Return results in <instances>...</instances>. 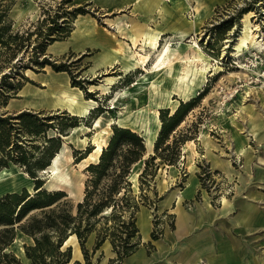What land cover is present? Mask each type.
<instances>
[{
    "label": "rangeland",
    "instance_id": "374dc122",
    "mask_svg": "<svg viewBox=\"0 0 264 264\" xmlns=\"http://www.w3.org/2000/svg\"><path fill=\"white\" fill-rule=\"evenodd\" d=\"M62 1L66 0H0V8L6 14V23L10 24L11 32L18 31L23 35L22 41L29 45L12 58H9L7 52L0 55V82L3 74L12 71L14 73L10 79L14 83L23 81V86L12 94L8 102L0 104V113L14 114L30 110L40 117L58 115L59 118L50 121L57 126L63 121L68 132L61 134L62 147L57 152L61 153L59 165L62 169H67L73 181H56L57 186H49V170L38 169L37 176L32 177L24 166L11 163L9 173L0 180V197L8 192H21L25 187L33 194L35 191L29 189H36L37 178L44 182L43 187L49 192L63 190L66 195L52 207L64 206L77 216L76 220L82 227L88 222L93 226V231L85 241L91 264H102L103 261L108 264H123L125 257L119 258L112 240L120 245V249H124L125 243H139V249L133 252H136L134 257L143 253V250L150 257L159 255L157 253L163 249L167 250L162 248L161 241L167 239L170 233L176 232L182 212L191 217H199L201 221L207 206L211 209L219 208L236 200L244 204L242 201L251 198V194L263 203L264 208V39L261 44L253 43L251 39L249 47L244 48L241 55L232 54L245 18H249L254 31L264 38V0H156V4L153 0L68 1L65 3L68 9L82 8L85 11L78 13L73 19L72 31L76 27L77 17L86 15L93 18L110 36L116 34L124 46L120 49V54L128 51L133 54L134 61L136 58V65L132 68L125 69L121 61H117L96 70L92 66L94 57L103 47H89L78 52L73 42L66 52L60 54L52 52L49 45L46 47V56L55 62L68 64L76 78L86 87H80L84 96L98 102L85 116L74 114L65 107L22 106L26 102L21 91L23 87L27 84L44 87L39 79L45 78V73L50 70L56 71L51 65L39 67L31 59L36 34L30 40H26V37L29 31L35 29L37 21L42 19L44 11L51 8L53 13ZM143 28L161 33L157 48L143 43L141 38L134 44L133 30L140 32ZM167 42L170 44V52L164 66L157 73H150L157 54ZM194 43L199 45L205 58L211 59L206 61L207 65L212 64L208 72L202 74L193 73L194 69L197 71V66L202 65L200 61L193 62L195 65L192 66L189 78L180 83L176 75L182 74L184 60L189 63L190 59L199 56V52L192 46ZM138 51L143 54L150 52L146 65L142 60H137L140 58L136 56ZM21 61L25 66H18ZM172 65L173 74H169ZM146 67L149 72L145 70ZM66 73L70 76L72 85L69 71ZM153 79L160 81L154 86L150 83ZM14 98L17 99L13 101ZM190 101L193 108L176 131L181 132L182 136L188 134L194 138L183 143L179 160L175 164L159 163L154 173L147 175L145 179L140 177L145 162L139 163V168L133 166L135 169L132 172L138 174L135 181L130 174L132 184L127 191L123 188L125 193L117 195L119 200L116 208L105 206L99 215L89 217L93 203L98 197L108 194L107 188L111 182V176L104 177L98 185L89 181L93 174L87 169V165L97 163L103 151L102 149L100 154L96 153V147L92 143L94 134L101 131L104 147L113 134L114 125L130 127L145 139L147 130L156 125L155 114H158L161 125L162 108H169L173 112L174 104ZM65 114L67 115L63 116ZM97 119L100 120L96 126ZM77 120L80 128L74 129L76 126L70 124ZM56 133L59 134L55 127L46 129L47 138ZM203 133L206 134V139L201 137ZM18 135L19 140L33 150L35 158L43 154L44 145L46 150L51 145L48 141L45 142L43 135L35 137L25 132ZM84 137H87V142L82 144L79 138ZM33 145L41 148H34ZM154 152L153 147L145 157ZM83 156L86 157L81 159ZM47 158L48 156L46 160ZM188 184L192 187L189 188ZM87 188L91 191L90 203H84L79 209L78 205L84 201ZM260 196L263 197L260 199ZM180 197L182 198L178 203ZM142 208L148 210L152 227L150 237L146 240L142 235L149 228L148 222L145 220L144 226L139 225V211ZM35 212L39 211L32 213ZM98 235L105 236V240L96 248ZM91 237H94V243H91ZM262 237L264 233H260L259 238L262 240L257 244L258 250L255 249L256 244H252V251H248L250 244L247 245L243 239V244L240 245L243 253L235 257V264H250L254 259L258 260L255 264H264ZM33 242L32 236L18 229L9 249L24 264H30L25 245ZM106 242L111 243V249L115 253L104 247ZM69 244L62 249L71 246V256H76V252L72 254L71 241ZM202 261L203 259L196 264H205ZM81 264H88L85 254ZM126 264H133L131 258ZM148 264L162 263L149 261Z\"/></svg>",
    "mask_w": 264,
    "mask_h": 264
},
{
    "label": "trees",
    "instance_id": "16d2710c",
    "mask_svg": "<svg viewBox=\"0 0 264 264\" xmlns=\"http://www.w3.org/2000/svg\"><path fill=\"white\" fill-rule=\"evenodd\" d=\"M70 0L62 1L51 13V8L44 11V16L37 21L35 29L28 32L26 40L36 34L34 45L32 46L33 54L31 59L39 67L51 65L56 71H69L72 78V86L82 89L86 87L82 81L76 78L71 68L66 63H58L46 56V47L57 40L66 39L70 36L73 29L72 21L78 13L85 11L82 8L68 9L65 6ZM1 6V3H0ZM23 35L18 31L11 32L10 24L6 23V14L0 8V55L3 52L9 53V58L14 57L18 51L23 49L28 43L22 41ZM29 47V45L27 46ZM41 55H44L40 59ZM19 60H22L19 59ZM19 63L18 66H25V63ZM18 72V71H17ZM13 71L5 73L0 82V104H6L12 94L16 93L23 86V81L19 80L14 83L10 79ZM24 76V75H23ZM80 88V89H81ZM11 91V92H10ZM91 98V97H89ZM193 108L192 101L180 103L175 111L171 112L169 108H162L161 127L154 146V153L148 154L144 137L130 127L114 125L113 134L108 144L103 148L100 159L97 163H90L87 169L92 171L93 177L89 180L98 185L104 177L111 176V182L108 184V194L100 196L93 203L90 210V216H97L102 212L105 206L116 208L120 193H125L130 188L132 181L129 179L132 171L142 161L145 166L140 177L145 179L147 175L153 174L154 169L159 163L165 162L175 164L181 154V146L188 139L194 138L176 130L185 119V116ZM67 114L63 115L66 116ZM56 117H40L37 113L30 110H22L17 113H0V171L9 168L11 163H18L26 168V171L32 176H37L38 169H45L51 164L54 155L61 149V134H67L66 124L61 121L59 126L50 120ZM73 119V118H72ZM78 120L70 124L77 126ZM55 127L59 134L46 137V129ZM31 133L33 136H41L51 145H44L42 155L36 158L32 149L19 140L18 134ZM35 148H41L39 145H33ZM88 155V154H87ZM46 156H48L46 160ZM32 157L35 159L32 160ZM83 156L81 159L85 158ZM159 159V160H158ZM36 189L33 194L28 192L25 187L21 192H8L0 197V264H24L20 257L9 247L17 236V230L20 229L25 234L33 237L32 244L25 245L26 256L31 260L30 264H66L71 261V246L63 250L66 239L73 233L79 238L83 252L88 264H91L88 257V250L85 247V241L93 231V226L88 222L85 227L78 223L77 216L64 206L52 207L66 193L58 189L49 192L44 189V182L39 178L36 179ZM89 187V185H88ZM37 190V191H36ZM89 188H87L86 197L83 202L79 203V209L84 203H90ZM33 211H39L32 213ZM32 213V214H31ZM27 215V219L22 221ZM130 234V233H129ZM134 235V234H130ZM156 237V235L154 234ZM105 240V236L98 235L96 248ZM114 248L119 253V258L132 254L139 243L127 244L124 249L112 240ZM127 242V241H126ZM74 264H81L76 261Z\"/></svg>",
    "mask_w": 264,
    "mask_h": 264
},
{
    "label": "crops",
    "instance_id": "0c3cea01",
    "mask_svg": "<svg viewBox=\"0 0 264 264\" xmlns=\"http://www.w3.org/2000/svg\"><path fill=\"white\" fill-rule=\"evenodd\" d=\"M153 2L156 4V0H153ZM80 19L87 24L84 28L77 26V20ZM73 42L78 52H83L89 47H103L102 51L94 57L92 66H95L96 70L117 61H121L122 66L128 69L132 68L131 64L136 62V58L134 61L131 52L125 51L120 54V49L124 46L121 40L116 37V34L113 33V36H110L93 18H89L86 15H79L77 17L76 27L68 38L53 42L49 45V48L52 52L60 54L66 52L69 45ZM112 43L114 44L112 45ZM45 74V78L39 79L44 87L33 86L32 84H27L23 87L21 91L25 95L26 102L22 106L65 107L78 115H86L90 109H93L90 106L86 112L82 111L84 110L83 107L87 106V101L92 98H86L82 89L71 85L70 76L66 71L50 70ZM69 95L76 96L83 104L81 106L72 105L67 100V96L69 97ZM15 99L17 98H14L13 101ZM160 127L156 133L157 135ZM157 135L152 139L151 149L154 147ZM188 187L191 188L192 185L188 184ZM254 196V194H251V198L242 201L244 204L236 200L234 202L229 201L219 208L212 207L211 209L207 206L208 209L204 212L201 221H199V217H191L188 213L182 212L180 214L181 217L179 216L180 221L178 222L176 232L170 233L171 235H168L167 239L161 241L162 248H166L167 250L163 249L162 252L157 253L159 255L152 257L148 256L144 250L141 251L143 253L139 256L134 257L135 252L125 257L123 264H126L129 258H131L133 264H148L149 261H157L162 264H196L201 259H203L202 262L205 264H235V257L243 253V249H240L243 239H245L247 245L250 244L247 248L248 251H252V244H256L255 249L258 250L257 244L262 240L259 238L260 233H264L263 203ZM262 197L260 196V199ZM181 198H179L178 203H180ZM145 220L148 222L149 228L146 230V234L142 235L144 240L150 237L152 227L148 218V210L142 208L139 211V222H145ZM90 240L91 243H94V237H91ZM69 241L72 243V254L77 251V256L72 255V260L84 262V252L76 234H71L66 239L64 245H70ZM104 247L109 252H114L111 249L110 242H106ZM72 260L66 264H73ZM255 263H258L257 259L251 260L250 264ZM104 264H108V262L105 261Z\"/></svg>",
    "mask_w": 264,
    "mask_h": 264
},
{
    "label": "bare ground",
    "instance_id": "6f19581e",
    "mask_svg": "<svg viewBox=\"0 0 264 264\" xmlns=\"http://www.w3.org/2000/svg\"><path fill=\"white\" fill-rule=\"evenodd\" d=\"M199 18V17H197ZM122 21V20H121ZM194 23V22H193ZM87 24L82 21L81 19L80 20H77V26L79 28H84ZM89 25V24H88ZM196 25V24H195ZM257 28V27H256ZM90 29V28H89ZM160 32H155V31H146L145 29H143L142 31L138 32L136 30H133V42L134 44H137L138 40L141 38L143 40V43L145 44H149L152 48H157L158 46V43H159V38H160ZM182 39V38H181ZM253 40V43H263V37H260V34L256 33L254 31V28H252L251 26V22L249 20V18H245L244 19V25H243V28H242V31L239 35V38L238 40L236 41V44H235V47L233 48V51H232V54L235 55V56H239L241 55L242 51L244 48H248L249 47V43ZM193 47L196 48V50L199 52V56L196 57V58H193V59H190L189 60V63H187V60H184L185 61V67L183 69L182 74L181 75H176V79L181 83L183 82L184 80H187L189 78V75H190V72H191V69H192V66H194L195 64L193 62L195 61H200L202 65L200 66H197V71H195V69L193 70V73L194 72H198V73H202V74H205V72L209 70V66L212 64L210 63V65H207L208 60H211L209 57L208 58H205V54L203 53V51L201 50V48L199 47V45L197 43H194L192 45ZM143 47V46H142ZM145 48V47H144ZM170 52V44L169 42L166 43V45H164V47L159 51V53L157 54V57L154 61V64H153V67H152V70L150 71L149 69H147V67L145 68V70H147L148 72L150 71V73H157L163 66H164V62L166 60V57L167 55L169 54ZM149 53H140L139 51L136 53V56L137 58L140 56V58H138L137 60H142L145 65H146V62L149 60ZM133 55V54H132ZM182 57V56H181ZM103 58V57H102ZM104 59V58H103ZM141 61V62H142ZM136 65V62H134L133 64H131V67H134ZM181 65V64H180ZM129 66V65H128ZM169 74H173V65L172 67L170 68L169 70ZM150 81V80H148ZM160 81V79H153L150 83L152 85H156L158 84ZM142 83V82H141ZM140 83V84H141ZM250 89V88H249ZM119 94V93H118ZM67 100L70 101L73 104L75 105H78V106H81V104H83V102L79 101L77 99L76 96L74 95H69V97L67 96ZM113 100V99H112ZM98 102L94 101L93 99H89L87 101V106H84V110H82L83 112H86L88 110V108H90V106L92 107H95V105L97 104ZM174 104V103H173ZM243 105V104H242ZM179 106V104H174L172 109L173 111H175V109H177V107ZM81 111V112H82ZM99 120L100 119H97V122H96V126L98 125L99 123ZM155 120H156V125L154 128H151L148 131L147 135L146 136V142H147V146H148V151H151V145L153 143V140L155 135H157V131L160 127V121H159V116L158 114H155ZM111 123H113V121H111ZM115 123V122H114ZM118 123V122H117ZM77 128H80V125L74 127V129H77ZM83 129V128H82ZM77 131V130H76ZM73 133V132H72ZM101 131L94 134L93 138H92V143L93 145L96 147V153L97 154H100V152L102 151L103 147H104V143L102 142V139H101ZM206 134L203 133L201 135V137H204L206 139ZM70 135H66V137ZM82 142V144H85L87 142V137H84V138H79ZM189 143V142H188ZM187 143V144H188ZM186 144V145H187ZM190 145V144H188ZM184 148V147H183ZM186 149V148H185ZM187 152V151H186ZM61 157V153H57L53 158H52V163L51 165H49L47 167V169H43V171H46V170H49L48 172L51 173V180L49 181V186L51 185H54V186H57V183L56 181H61V182H65V183H71L73 181L72 177L70 176V173L67 171V169H62L59 165V159ZM7 173H9V169L8 167L7 168H4L0 171V180L5 177L4 175H7ZM26 173V172H25ZM138 172H132L131 173V178L134 179L135 181V178L137 176ZM52 180H55L54 182H51ZM30 191H35V190H32L31 188L29 189ZM37 191V190H36ZM32 194V193H31ZM140 226L143 224L142 221L139 222ZM144 226V224H143ZM73 234V233H72ZM70 237V236H69ZM69 240V239H68ZM76 245V244H75ZM76 248V247H75ZM77 252V251H76ZM77 254V253H76ZM77 256V255H76ZM80 256V255H79Z\"/></svg>",
    "mask_w": 264,
    "mask_h": 264
},
{
    "label": "water",
    "instance_id": "95a60500",
    "mask_svg": "<svg viewBox=\"0 0 264 264\" xmlns=\"http://www.w3.org/2000/svg\"><path fill=\"white\" fill-rule=\"evenodd\" d=\"M82 116H85V115H82ZM146 142V141H145ZM65 246V245H64Z\"/></svg>",
    "mask_w": 264,
    "mask_h": 264
}]
</instances>
